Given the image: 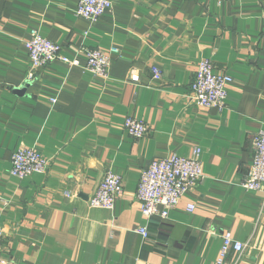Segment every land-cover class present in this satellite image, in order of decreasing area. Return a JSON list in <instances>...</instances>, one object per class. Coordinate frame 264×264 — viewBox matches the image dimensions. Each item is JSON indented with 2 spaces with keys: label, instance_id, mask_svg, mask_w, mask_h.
Returning a JSON list of instances; mask_svg holds the SVG:
<instances>
[{
  "label": "crops",
  "instance_id": "0c3cea01",
  "mask_svg": "<svg viewBox=\"0 0 264 264\" xmlns=\"http://www.w3.org/2000/svg\"><path fill=\"white\" fill-rule=\"evenodd\" d=\"M110 1L88 21L75 14L78 0H0V264H219L224 230L245 248L222 264H264V193L240 184L251 136L264 130V0ZM31 30L78 65L31 70ZM111 47L109 77L95 78L83 50ZM203 58L233 78L222 110L190 98ZM127 116L149 132L130 136ZM194 146L204 179L167 218H145L141 170ZM18 147L48 158L45 172L12 176ZM108 170L122 192L113 208L93 207Z\"/></svg>",
  "mask_w": 264,
  "mask_h": 264
},
{
  "label": "built area",
  "instance_id": "2783aa9c",
  "mask_svg": "<svg viewBox=\"0 0 264 264\" xmlns=\"http://www.w3.org/2000/svg\"><path fill=\"white\" fill-rule=\"evenodd\" d=\"M224 0H218L221 2ZM111 9L110 0H78L75 14L88 21H96L105 12ZM27 50L31 70H37L55 60H60L69 66L78 65L76 59H69L59 52L60 47L42 37L38 31L31 30L30 37L24 42ZM86 63L85 69L95 78L106 80L109 77L110 58L118 53L116 47L107 51L99 48H86L83 50ZM153 79H158L161 73L157 67L151 68ZM33 73L28 77L32 78ZM233 78L225 73L213 71L212 62L203 58L195 66V77L191 83L190 98L197 106L222 110L225 106L227 88ZM52 102L54 99L50 98ZM123 129L132 137L140 138L149 132V126L140 119L127 116L123 121ZM252 159L245 175L241 179V186L247 190H257L264 193V130H258L251 136ZM201 149L194 146L189 156H179L172 152L163 158L151 161L147 168L140 172L138 186L135 192L141 214L145 218L157 216L167 218L185 194L192 190L204 179L201 164ZM46 158L34 147H18L11 156L10 174L23 179L33 173L45 172L48 166ZM122 192L121 176L111 170L105 172L102 181L94 194L89 198V205L93 207L113 208L115 200ZM196 205L188 202L187 211H193ZM138 231L147 237L146 227ZM4 234L0 226V243ZM220 248L217 262L222 264L230 250L241 252L245 244L236 240L229 230L220 234ZM0 263H3L0 260Z\"/></svg>",
  "mask_w": 264,
  "mask_h": 264
},
{
  "label": "rangeland",
  "instance_id": "374dc122",
  "mask_svg": "<svg viewBox=\"0 0 264 264\" xmlns=\"http://www.w3.org/2000/svg\"><path fill=\"white\" fill-rule=\"evenodd\" d=\"M259 130H261V129H259ZM257 131H258V130H257ZM257 131H255L254 133H256ZM254 133H253V134H254Z\"/></svg>",
  "mask_w": 264,
  "mask_h": 264
}]
</instances>
